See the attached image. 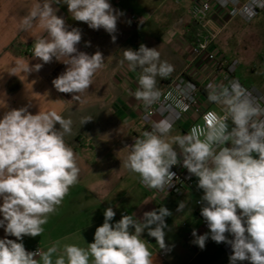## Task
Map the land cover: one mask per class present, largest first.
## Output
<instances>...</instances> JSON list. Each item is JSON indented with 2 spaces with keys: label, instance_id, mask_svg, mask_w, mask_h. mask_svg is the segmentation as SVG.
Returning a JSON list of instances; mask_svg holds the SVG:
<instances>
[{
  "label": "clouds",
  "instance_id": "obj_1",
  "mask_svg": "<svg viewBox=\"0 0 264 264\" xmlns=\"http://www.w3.org/2000/svg\"><path fill=\"white\" fill-rule=\"evenodd\" d=\"M61 2L74 20L86 22L94 30L103 28L109 34L115 33L118 17L108 0H54L56 4ZM52 4L49 0L34 3L19 28L27 32L36 27L47 32L48 38L35 40L33 55L44 63L66 57V71L52 83L59 92L73 94V99L80 101L104 66V58L99 51L93 55L78 52L81 31H69ZM160 55L156 48L143 44L138 50L123 51L121 64L126 61L131 72L140 70L139 87L131 94L145 106L161 95L157 76L167 78L174 71V66L161 61ZM18 67L29 73L39 71L42 64ZM15 71L13 68L11 74ZM207 98L219 107V112H206L202 124L182 135H170L173 125L167 120L156 123L127 148L123 166L138 174L145 187L164 191L174 183L176 174L171 168L180 163L174 145L178 146L183 166L198 177V187L204 192L206 206L201 215L211 239L230 244V264L245 260L264 264V107L237 80L209 83ZM91 119L83 118L82 125ZM71 125V119L55 111L33 115L26 107L7 111L0 119V227L7 235L17 240L25 235L41 236L49 216L78 183L77 157L64 139L71 133ZM229 142L231 147L225 146ZM184 207L181 202L177 211ZM115 215L111 207L104 211V222L96 228L94 242L87 248L76 244L61 248L60 241H55L46 251L29 252L23 243L0 239V264H153V254L141 236L147 229L159 248L165 249V217L171 215L170 211L160 207L145 212L142 219L123 215L112 224ZM225 233L234 238L228 240ZM192 235L203 249L208 234L197 236L194 229Z\"/></svg>",
  "mask_w": 264,
  "mask_h": 264
},
{
  "label": "crops",
  "instance_id": "obj_2",
  "mask_svg": "<svg viewBox=\"0 0 264 264\" xmlns=\"http://www.w3.org/2000/svg\"><path fill=\"white\" fill-rule=\"evenodd\" d=\"M36 2L43 3L44 0H0V119L7 111L22 107L33 115L39 111H55L63 118L71 119V133L64 139L76 154L80 173L78 183L70 188L62 204L49 216L41 236L25 235L22 240H17L0 227V239L23 243L29 252L37 248L46 251L55 241H60L61 248L64 244L87 248V244L94 242L96 228L104 222V211L109 208L107 204L112 194L115 190L118 192L120 180L129 174L123 166L129 151L127 148L148 130L142 120L147 106L131 94L139 87L140 70L131 72L126 61L121 64L123 51L138 50L141 44L156 48L161 61L174 66V71L167 78L157 76L159 90L167 87L168 78L187 75L201 88V112L207 109L219 112L220 109L207 98L208 80L204 72L207 64L196 60L193 55L192 45L202 30L189 12L192 0H108L118 17L116 31L112 34L103 28L91 29L86 22L74 20L66 4L49 0L69 31L73 28L81 31V41L76 45L78 52L93 55L99 51L104 58V66L94 75L92 85L81 95L80 101L74 100L73 94L59 92L52 83L66 71L68 65L63 62L66 57H61V61L54 57L51 62L44 63L34 57L33 52L30 53L37 38H48L46 31L36 27L27 32L19 28L21 19L28 15ZM128 13L143 18L144 23L136 26L129 20ZM113 35L115 41L112 40ZM219 37L216 46L220 51ZM35 64H42L39 71L24 73L18 67H33ZM13 68H16L15 74H11ZM238 79L256 92L264 90V86L258 88ZM85 117L92 119L82 125ZM200 121L201 113L194 112L175 125L176 135L187 134L190 124ZM59 127L57 124L56 128ZM170 197L173 196L164 200ZM132 201L139 213L145 212L140 206L141 197L133 196ZM2 202L0 199V205ZM117 217L120 220L121 214ZM200 225L195 210L191 229H199ZM130 230L134 232V229ZM163 252L152 257L153 264H172L162 256ZM230 256L212 244L196 250L185 264H230ZM172 260H178L177 254H173ZM237 264L250 262L237 261Z\"/></svg>",
  "mask_w": 264,
  "mask_h": 264
},
{
  "label": "built area",
  "instance_id": "obj_3",
  "mask_svg": "<svg viewBox=\"0 0 264 264\" xmlns=\"http://www.w3.org/2000/svg\"><path fill=\"white\" fill-rule=\"evenodd\" d=\"M179 1L180 0H176V2ZM189 12L192 19L202 30V34L197 37L192 45V51L196 60L207 64L204 67V72L208 80L206 89L209 83L228 84L229 81L237 80L249 93H251L257 103L264 107V90L256 92L242 83L237 76L238 69L241 66L240 61L237 59H228L216 46L217 38L233 20L241 18L246 22H252L260 13L264 12V0H192ZM128 18L136 26H140L144 23L143 18L134 13H128ZM32 52L33 50L30 51V53ZM262 63L264 67V55L262 56ZM218 78L220 80H218L219 82L217 81ZM160 93L159 99L150 106H147V110L142 116V120L148 130H151L153 125L163 120H167L175 126L185 121L194 112L201 113V121L190 124L188 129V131H190L192 126L203 123L202 117L206 112L216 111L207 109L201 112V88L187 75H182L177 78H168L167 87L164 90H160ZM228 123L229 129H231L233 126L231 121ZM225 146L231 147L230 142ZM176 150L180 163L171 168V171L176 174L172 187L165 188L164 191H158L156 189H149L140 183V186L147 192L154 194L158 201L169 196L182 198L187 193L199 189L198 177L189 173L183 166L178 146ZM204 206H206V202L202 199L196 202V217L201 223L200 228L195 229L197 236L208 234V239L205 241L204 248L215 244L221 247L227 254L232 255L233 251L230 244L226 242L216 243L211 239L210 229L207 226L206 220L201 215V209ZM123 215L130 214L124 211L121 213V218ZM193 230L194 229H190L188 231L187 240L192 244L195 250H200L201 248L195 243L197 237L192 235ZM225 235L228 240L234 238L230 233H225ZM153 241L154 238L148 239L149 244ZM38 250L42 251L37 248L32 252ZM162 256L165 257L166 253L163 252ZM36 258H39V256Z\"/></svg>",
  "mask_w": 264,
  "mask_h": 264
},
{
  "label": "rangeland",
  "instance_id": "obj_4",
  "mask_svg": "<svg viewBox=\"0 0 264 264\" xmlns=\"http://www.w3.org/2000/svg\"><path fill=\"white\" fill-rule=\"evenodd\" d=\"M217 43L224 56L228 59L240 61L241 66L237 72L239 78L248 85L253 84L258 88L264 86V67L262 63V56L264 55V12L260 13L252 22H246L241 18L233 20L225 28ZM175 130L176 127L174 126L170 135H176ZM128 172L129 174H126L124 179L120 180L121 184L118 192L114 191L107 204L116 213L110 223L115 224L118 222L117 216L124 211L129 212L137 219H142L145 212L158 211L160 207H166L171 213V215L165 217L166 248L160 249L155 238L148 235L147 229L142 233L141 238L148 244L153 254L152 257L164 251L172 264H185L196 254V250L187 240V233L191 229L196 202L198 199H202L204 195L203 190L196 189L182 198L170 197L167 201L164 199L158 201L155 196L148 194L146 190L140 187L138 174L129 170ZM133 196L139 197V199L141 197L140 206L145 210L144 213L137 211L138 209L132 201ZM181 202L185 204V207L183 210L177 211ZM150 238H154L151 244L148 243ZM173 254H177V261L172 260Z\"/></svg>",
  "mask_w": 264,
  "mask_h": 264
},
{
  "label": "water",
  "instance_id": "obj_5",
  "mask_svg": "<svg viewBox=\"0 0 264 264\" xmlns=\"http://www.w3.org/2000/svg\"><path fill=\"white\" fill-rule=\"evenodd\" d=\"M253 156H254V158H258V156L255 153H253Z\"/></svg>",
  "mask_w": 264,
  "mask_h": 264
}]
</instances>
